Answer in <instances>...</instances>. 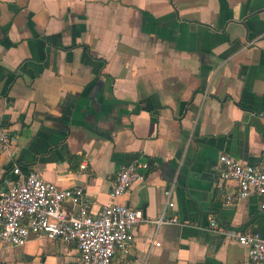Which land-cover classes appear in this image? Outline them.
Wrapping results in <instances>:
<instances>
[{
    "label": "crops",
    "instance_id": "1",
    "mask_svg": "<svg viewBox=\"0 0 264 264\" xmlns=\"http://www.w3.org/2000/svg\"><path fill=\"white\" fill-rule=\"evenodd\" d=\"M0 127L14 138L0 187L18 166L81 186L93 214L121 166L149 163L119 202L179 224H139L114 264H247L246 248L208 226L264 238L257 197L226 205L233 185L217 175L220 155L264 156V0H0ZM79 258L44 237L0 242V264Z\"/></svg>",
    "mask_w": 264,
    "mask_h": 264
},
{
    "label": "built area",
    "instance_id": "2",
    "mask_svg": "<svg viewBox=\"0 0 264 264\" xmlns=\"http://www.w3.org/2000/svg\"><path fill=\"white\" fill-rule=\"evenodd\" d=\"M13 144L14 138L0 127V155H8ZM218 163L219 183L233 185L230 191L221 188L225 204L234 206L254 195L264 218V156L259 164L247 165L223 154ZM149 168L145 160L121 166L113 176L109 202L93 214L81 186L59 188L34 172L24 174L14 166L12 177L0 187V242L3 246L19 247L31 236L44 237L75 246L80 254L76 264H114L116 256L126 258L131 253L133 230L139 224L150 223L155 232L161 226L179 224L175 217H164V214L148 220L142 211L119 202L132 184L144 178ZM164 194L169 198L171 190ZM168 206L173 204L169 202ZM208 228L226 233L246 248L247 264H264V238L259 233L225 230L214 219H210ZM146 241L149 248L160 246L154 237Z\"/></svg>",
    "mask_w": 264,
    "mask_h": 264
}]
</instances>
